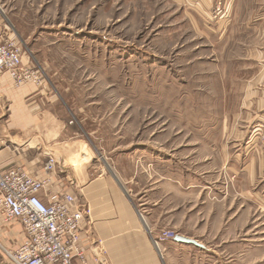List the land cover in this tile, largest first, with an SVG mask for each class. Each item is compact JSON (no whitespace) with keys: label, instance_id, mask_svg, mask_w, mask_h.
Returning a JSON list of instances; mask_svg holds the SVG:
<instances>
[{"label":"rangeland","instance_id":"374dc122","mask_svg":"<svg viewBox=\"0 0 264 264\" xmlns=\"http://www.w3.org/2000/svg\"><path fill=\"white\" fill-rule=\"evenodd\" d=\"M242 3L248 4L215 0V20L207 23L213 34L208 35L206 23L174 0H0V16L23 63L43 74L47 93L38 104L48 105L54 97L65 122L57 139L61 151H55L60 164L70 167L63 179L77 178L79 185L81 176L94 178L95 171L100 174L97 167L106 166L123 180L137 175L141 184H147L141 173L176 177L187 169L190 186L207 183L189 196H174L175 206L187 201L186 219L176 220L171 231L157 232L201 245L169 249L175 252L168 262L174 264H264V180L255 179L244 228L227 231L219 220L207 219L220 206L204 205L199 194L212 195L221 186L231 196L225 202L239 207L238 185L221 171V141L234 139L236 125H249L264 143V48L255 60L249 52L250 45L264 40L246 34L251 30L242 32L264 12V0ZM239 6L242 13H235ZM24 142L32 150L31 162L38 140ZM164 191L154 192L159 208ZM11 229L20 231L16 224ZM245 236L247 244L240 243ZM0 243L16 246L1 229ZM158 250L164 247L159 244ZM0 264H6L1 256Z\"/></svg>","mask_w":264,"mask_h":264},{"label":"crops","instance_id":"0c3cea01","mask_svg":"<svg viewBox=\"0 0 264 264\" xmlns=\"http://www.w3.org/2000/svg\"><path fill=\"white\" fill-rule=\"evenodd\" d=\"M174 1L181 4L196 20L206 23L205 34H213L207 23H212L211 20H215L212 18L215 14V0ZM237 1L241 4H248L242 3V1H252L253 3L256 0H241V2L235 0V3ZM240 10L243 11L242 6L234 8L235 13H242ZM249 11L255 14V17L259 16L254 8H250ZM221 14L225 16V10L221 11ZM222 19L223 17L219 21ZM6 21L4 16H0V40L6 37L11 38L13 35L10 33ZM222 23L223 20L218 24L221 25ZM223 27L225 28V26ZM239 30L242 31L243 28L237 29L236 32L238 33ZM245 31H250L246 34L257 36L262 42L264 40V12L255 19L251 27L242 32ZM250 47V57L255 60L259 57L260 50L264 48V43L258 45L255 43ZM240 84L244 83L240 82ZM41 88L38 89L31 85L15 88L7 73L0 72L1 170L19 166L29 174L40 175L46 157L41 148L34 147L35 149H32L38 153L30 162L32 150L28 149L29 145L24 141L34 138L38 140L37 145H46L58 139L62 134V126L65 122L62 120L60 109L53 99L54 97L47 99L49 102L48 105L45 104L47 106L43 102L38 104L41 99L45 100L43 95L46 96L47 93L46 90L45 93L43 91L45 87ZM239 89H243V87ZM238 127L245 129L240 130L237 129ZM233 131L237 132L233 135V140L221 141L220 148L223 158L221 171L230 174L229 177L238 185L236 195L240 201L239 207L237 205L232 209L233 200L225 202L231 196L221 186L212 190L214 192L212 195H207V192L204 193L203 190L199 192L204 205L220 206L218 211H213V217H211L212 212L210 211L207 219L219 220L221 228H226L227 231L232 230L233 227H246L250 218L248 211L251 212V209L248 208L253 206L255 179L264 180V143L259 141L262 135L257 134L260 137H255L256 131H250L249 125H236ZM69 132L74 134L75 129L67 128L68 135H70ZM61 148L58 147L56 150L61 151ZM60 167L62 172H64L63 168L70 170V167L65 168L62 165ZM105 168L106 166L102 169L97 167L100 174L95 171L96 177L94 178L89 174L81 176L78 186L82 187L77 190L74 189L79 203L82 206H87L90 210L89 218L85 219L82 225L83 243L90 263H94L95 258L92 255L94 254L98 256L102 264H174V262H168L169 259L174 260L175 252H171L169 249L181 250L180 247L183 244L175 243L173 239L162 242L161 245L164 247L165 253H168L164 255V251L152 247L151 235L156 237L159 235L157 232L169 231L173 226H176L175 221L178 219H182L184 222L187 201H178L175 206L177 200L174 199V196L181 198L189 196L191 189L205 188L207 183L190 186L185 178L186 172H191L189 169L183 171L181 176L177 175L176 177L173 173L167 172L165 175L149 171L145 174L141 173L147 182V184H141L137 175L128 180H123L119 174L116 176L113 169L106 168L105 170ZM78 169L79 167L76 170ZM198 174L204 176V173H202L203 175L200 172ZM58 178L63 179L64 176L59 175ZM161 188L165 189L164 195L159 198L163 208L157 206L158 197L154 195V192L161 190ZM136 190L143 194H136ZM140 214L141 216H139ZM183 222L180 224L182 225ZM11 227L2 228L0 225L4 237L17 243L20 239L21 229L18 232ZM247 241V236H245L242 237L240 243L245 242L247 244ZM102 250L105 251V254L101 255ZM176 256L180 258L179 255ZM71 264L79 263L73 260Z\"/></svg>","mask_w":264,"mask_h":264},{"label":"built area","instance_id":"2783aa9c","mask_svg":"<svg viewBox=\"0 0 264 264\" xmlns=\"http://www.w3.org/2000/svg\"><path fill=\"white\" fill-rule=\"evenodd\" d=\"M0 72L7 73L15 88H40L44 82L38 68L22 62L20 48L8 37L0 40ZM58 147H62V141L57 139L37 145L46 157L40 175L29 174L19 166L0 169V225L16 224L21 229L15 247L0 243V256L6 264H71L73 260L91 264L82 238V225L90 210L76 197V181L58 178L63 173L54 152ZM175 237L172 232L162 233L151 238L152 247L157 249ZM92 255L93 264H102L97 255Z\"/></svg>","mask_w":264,"mask_h":264},{"label":"water","instance_id":"95a60500","mask_svg":"<svg viewBox=\"0 0 264 264\" xmlns=\"http://www.w3.org/2000/svg\"><path fill=\"white\" fill-rule=\"evenodd\" d=\"M63 170H66V169L63 168ZM173 241L175 243H178V244L191 245V246H194V247L201 248V245L197 241L192 240V239H188V238H185V237L176 236L173 239Z\"/></svg>","mask_w":264,"mask_h":264},{"label":"bare ground","instance_id":"6f19581e","mask_svg":"<svg viewBox=\"0 0 264 264\" xmlns=\"http://www.w3.org/2000/svg\"><path fill=\"white\" fill-rule=\"evenodd\" d=\"M156 249V248H155ZM157 250H158V248H157Z\"/></svg>","mask_w":264,"mask_h":264}]
</instances>
